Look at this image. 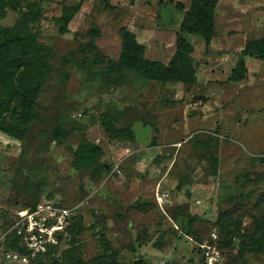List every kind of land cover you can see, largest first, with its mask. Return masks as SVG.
Here are the masks:
<instances>
[{
	"label": "rangeland",
	"instance_id": "obj_1",
	"mask_svg": "<svg viewBox=\"0 0 264 264\" xmlns=\"http://www.w3.org/2000/svg\"><path fill=\"white\" fill-rule=\"evenodd\" d=\"M31 1L48 76L28 130L0 133V264H72L76 246L90 261L106 253V242L122 264H206L208 247L215 264H264V248L250 240L255 233L264 243V58L243 55L249 40L264 37V0H218L210 45L188 36L196 84L132 71L120 84L91 51L118 61L127 28L147 59L169 64L191 0ZM77 5L63 32L59 18ZM25 11L4 6L0 26L16 27ZM241 59L250 60L249 75L233 82ZM106 115L128 136H112ZM88 143L101 147L105 168L76 167L75 152ZM43 201L73 209L84 231L38 258L19 240L25 213ZM11 251L31 263L10 260Z\"/></svg>",
	"mask_w": 264,
	"mask_h": 264
},
{
	"label": "trees",
	"instance_id": "obj_2",
	"mask_svg": "<svg viewBox=\"0 0 264 264\" xmlns=\"http://www.w3.org/2000/svg\"><path fill=\"white\" fill-rule=\"evenodd\" d=\"M44 1L49 0H41V2ZM217 3L218 0H191L190 8L181 25V33L178 34L175 55L169 64L147 59L144 46L137 41L134 33L127 28L121 30L122 53L118 61L108 60L98 49H92L91 51L98 63L100 62L99 58L103 61L107 60L110 67L105 71H113L117 74L120 84H123L127 79L125 71H132L147 79L165 83L196 84L198 79L193 58L194 45L189 41L188 36H199L207 46L210 45L215 36ZM4 6L14 10L26 9L22 21L16 27L0 26V133L19 137L28 130L29 123L35 117L34 104L40 88L48 76L46 73L48 57L39 44L38 33L31 31V26L37 21L39 14L36 3L31 0H0V19L3 17ZM79 9V5L68 6L64 9L62 16L59 18L60 29L63 32H68V25ZM86 48L88 47L85 46L82 49L85 54L90 51ZM243 55L264 58V37L248 41ZM247 73L246 61L241 59L233 69L230 79L241 81L246 78ZM103 123L114 137H124L130 133L128 128L115 125L107 115L104 116ZM100 153L101 147L98 144H81L75 152L76 167L79 170L86 166L105 168V164L98 162ZM212 159L217 167L220 162L219 159L215 155L212 156ZM75 223V217H73L67 229L68 234L72 235V240L79 239L78 237L84 231L83 223L80 222L78 225ZM250 240L254 245L264 248V243L255 239V233L250 237ZM19 244L21 250L29 253L20 240ZM105 245L106 253L90 261L82 259L79 255L81 249L76 246L71 263L122 264L111 259V254L115 252L112 245L108 242ZM55 247L57 246H51L46 253L36 256L38 258L46 257ZM23 254L27 255V253ZM28 261L31 263V260ZM36 264L45 263L38 259ZM136 264L150 263L145 258H141L136 261Z\"/></svg>",
	"mask_w": 264,
	"mask_h": 264
},
{
	"label": "built area",
	"instance_id": "obj_3",
	"mask_svg": "<svg viewBox=\"0 0 264 264\" xmlns=\"http://www.w3.org/2000/svg\"><path fill=\"white\" fill-rule=\"evenodd\" d=\"M167 197V193L157 195L160 203ZM74 215L71 208L57 206L52 201L39 202L24 215L20 229L21 243L32 255L46 253L51 246H58L61 237L68 234L67 229ZM214 253L211 247H208L206 264H215ZM7 257L22 263L29 260L27 255L19 251H11Z\"/></svg>",
	"mask_w": 264,
	"mask_h": 264
},
{
	"label": "crops",
	"instance_id": "obj_4",
	"mask_svg": "<svg viewBox=\"0 0 264 264\" xmlns=\"http://www.w3.org/2000/svg\"><path fill=\"white\" fill-rule=\"evenodd\" d=\"M218 4V3H217ZM217 8V7H216ZM215 38V37H214ZM260 38H262L261 36H260ZM259 39V38H258ZM215 40V39H214ZM213 40V41H214ZM251 40H253V39H251ZM250 41V40H249ZM205 43V42H204ZM213 43V42H212ZM248 43V42H247ZM247 43H246V45H247ZM246 45H245V47H246ZM195 49V48H194ZM212 49H215L214 48V45H212ZM245 50V49H244ZM213 54H220V53H218V52H214ZM225 54V53H224ZM211 56H208L207 58H210ZM252 58H255V57H252ZM218 59L220 60V61H222V62H224L227 58L226 57H224L223 55H221V56H219L218 57ZM255 59H261V58H255ZM246 60V59H245ZM249 63H250V60L248 61V63H247V61H246V66H247V69L249 68ZM235 68V67H234ZM233 68V69H234ZM233 71V70H232ZM247 75H249V69H248V73H247ZM196 76H197V79H198V83H201V78H200V74L198 73V71H197V73H196ZM231 76H229V78H230ZM247 77V76H246ZM233 81V80H232ZM231 81V82H232ZM233 82H235V81H233ZM237 82V81H236Z\"/></svg>",
	"mask_w": 264,
	"mask_h": 264
}]
</instances>
